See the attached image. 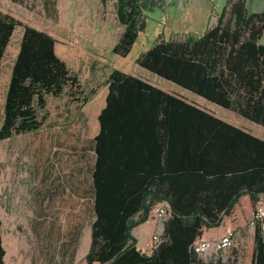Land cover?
Wrapping results in <instances>:
<instances>
[{"label": "trees", "instance_id": "16d2710c", "mask_svg": "<svg viewBox=\"0 0 264 264\" xmlns=\"http://www.w3.org/2000/svg\"><path fill=\"white\" fill-rule=\"evenodd\" d=\"M165 7L166 0H115L123 31L112 54L127 57L146 28V14ZM18 26L22 25L14 18L0 15V74ZM263 34L264 11L249 14L246 0H228L201 37L159 35L136 64L264 128ZM56 43L46 32L23 26L5 93L0 141L38 132L47 120L50 97L66 95L82 105L91 101L78 75L57 55ZM106 86V106L98 116L101 130L93 140L95 219L86 263L222 264L206 262L192 247L205 230L221 225L222 213L231 215L241 196L248 195L253 205L264 201V140L120 70L111 71ZM178 147L185 159L180 164L186 170L183 180L169 174L168 155ZM241 151L247 154L248 163L242 166L249 174L242 180H227L226 173L241 167L225 159L230 154L235 159ZM207 155L223 163H206ZM208 174L214 176L209 179ZM161 202L169 205L163 242L148 256L137 250L132 231L147 222ZM1 226L0 222V264H4ZM250 264H264L259 223Z\"/></svg>", "mask_w": 264, "mask_h": 264}, {"label": "rangeland", "instance_id": "374dc122", "mask_svg": "<svg viewBox=\"0 0 264 264\" xmlns=\"http://www.w3.org/2000/svg\"><path fill=\"white\" fill-rule=\"evenodd\" d=\"M220 1L226 5V0ZM175 2L166 0V11L156 9L146 14L145 30L139 34L129 55L122 58L112 54V48L123 31L116 18L115 0H108L105 5L102 0H0V15H8L22 25L15 30L3 59L0 126L23 26L44 31L56 40L57 55L78 75L84 95L91 97L86 105L71 101L66 95L50 97L47 120L38 132L0 141V222L6 252L4 264H87L80 251L68 252L64 245L70 241L69 232L78 229L82 244L95 219L91 176L95 161L93 140L98 126L96 114L106 91L107 78L113 69L138 75L141 69L136 60L150 49L159 35L166 38L174 30H184L181 20L175 22L170 14ZM261 43L264 45V36ZM162 81L164 85L170 84ZM198 101L200 105H206L202 100ZM247 127L254 135L264 138L263 128L252 123ZM80 169L84 178H88L83 198L84 208L89 211L88 214L85 212L84 221L77 227L65 217L57 220L52 199L59 188L55 180L58 170L65 173L66 181V176L73 177V173L78 174ZM260 203L264 204V201L250 206L242 204L244 208L249 207L230 221L229 230L235 234L228 249L201 258L222 264H250L257 225L252 217ZM221 231V226L218 230H205L204 239L197 242L202 240L213 244L223 235Z\"/></svg>", "mask_w": 264, "mask_h": 264}, {"label": "crops", "instance_id": "0c3cea01", "mask_svg": "<svg viewBox=\"0 0 264 264\" xmlns=\"http://www.w3.org/2000/svg\"><path fill=\"white\" fill-rule=\"evenodd\" d=\"M224 5L225 4H223V2L220 0H217V2L216 0H176L174 7L170 11V14L175 22L181 20V25L184 26V30L182 29L180 32H178V30H174L173 32L168 33L165 39H174V38L178 39V38H184L186 36L201 37L213 24L216 23V16L218 13H220L219 9L222 7L224 8L225 7ZM246 7L249 14L261 13L264 11V0H246ZM137 67L141 69V72H138V75L136 74H129V75L147 81L151 85L161 89L163 92L167 94L187 99L189 103L194 104L196 107L206 111L210 115L222 120L223 122L229 124L230 126L240 129L243 132L254 135L252 132H250L247 126L250 123L252 124L255 123L247 120L246 118L239 115L235 111L227 110L220 106L207 102L203 98L196 96L195 94L190 93L187 90H184L181 87L167 80L165 81L169 82L170 84L164 85L162 81L164 79L159 78L158 76L140 68L139 66ZM107 93H108V88L106 86V91L100 99L99 110L96 114L97 117L106 106ZM189 96L190 98L192 97L194 99L190 100ZM198 100H202L206 105L205 106L200 105ZM97 122H98V126L96 125L95 128L96 130L95 137L99 134L101 130L99 121ZM258 138L264 140V138L261 137ZM135 144L137 147L139 146L138 142H135ZM144 148L143 150L147 152L148 148L146 149ZM150 148H151V143H150ZM146 155L148 154L146 153ZM229 157L231 158L225 159V161H227L228 164H236V167H239L240 165L241 169L237 170L236 172L226 173L225 175L227 177V180L230 179L242 180L243 177L248 175L250 171L248 168H245L244 170L242 166L244 162L248 163L247 154L244 155V153L241 151L239 154L238 153L236 154V158L238 159L236 158L234 159L233 155L231 154L229 155ZM204 158L206 163H210V164H215V162L217 164L223 163V159L221 160V163H219V161H215V159H210L208 155ZM184 161L185 159L183 155L180 154V147H178L176 153H173V155H168V162L170 163L169 174L173 178H177V180L181 178V180H183L184 176H186V170L184 168H181L180 166L182 162L184 164ZM162 165L164 166V157L162 159ZM91 176H92V171H91ZM213 176L214 174L207 175L209 179H211V177ZM64 177H65V173L60 172L58 170L55 180H56V186L58 188L59 185V188L57 189L56 197L52 199V203L54 205V213L57 216V220L58 219L61 220V217H65L66 219L69 220L70 223L76 224L78 227L79 224H81V222L84 221L85 212L86 214H88L89 211L88 209L84 208L85 204L83 198L85 194L84 186L85 183L88 181V178L87 179L84 178V173L82 172L81 169L79 170L78 174L73 173V177L66 176V181H64ZM242 204H249V206L252 204L250 197L248 195L241 196V198L239 199L238 203L235 205V208L233 209L229 217L224 216L223 213L221 214V216H219V219H221L220 226L223 227V232L221 231L220 233L224 234L225 233L224 230L226 229L229 230L230 221L238 217L240 214H242L243 210H247V208L249 207L248 206L247 208H244ZM157 206L169 207V205L166 202L158 203ZM220 226L218 228H214L210 230H218L220 229ZM155 231H156V220L154 219H149L144 224L133 229L132 236L137 241L136 248L138 251L148 256L152 254L153 250L150 249V244H151L152 236L155 233ZM70 232H69V234H71V237H69L70 241L68 240V244L64 245L65 249L68 252H72V253H74V250L76 251V253L80 251L81 258L82 259L85 258L91 245V232L88 234V236L86 237V239L83 241L82 244H81L82 237H81V233L79 232V229ZM204 237L205 234L203 233L202 239H204Z\"/></svg>", "mask_w": 264, "mask_h": 264}, {"label": "built area", "instance_id": "2783aa9c", "mask_svg": "<svg viewBox=\"0 0 264 264\" xmlns=\"http://www.w3.org/2000/svg\"><path fill=\"white\" fill-rule=\"evenodd\" d=\"M253 220L256 223L260 224L262 227V231L264 233V204L260 203L253 213ZM149 219H156L158 222L156 231L152 236L150 249L154 250L163 242V231L164 223L168 219V207L167 206H159L154 208L151 211ZM234 232L232 230H227L225 233L213 244L206 241L196 242L192 249L196 254L200 257L204 255H208L211 252L220 253L228 249L232 244V239L234 238Z\"/></svg>", "mask_w": 264, "mask_h": 264}]
</instances>
